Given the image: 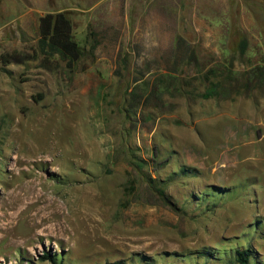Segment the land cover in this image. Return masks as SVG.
I'll list each match as a JSON object with an SVG mask.
<instances>
[{"label":"rangeland","instance_id":"374dc122","mask_svg":"<svg viewBox=\"0 0 264 264\" xmlns=\"http://www.w3.org/2000/svg\"><path fill=\"white\" fill-rule=\"evenodd\" d=\"M59 12L74 70L40 51ZM247 248L264 264V0H0V264Z\"/></svg>","mask_w":264,"mask_h":264},{"label":"trees","instance_id":"16d2710c","mask_svg":"<svg viewBox=\"0 0 264 264\" xmlns=\"http://www.w3.org/2000/svg\"><path fill=\"white\" fill-rule=\"evenodd\" d=\"M39 46L46 60L59 56L66 61L67 67L71 70L75 69L84 56L83 49L74 39L71 20L64 12L49 13L41 17ZM1 59L6 64L12 62L8 56H3ZM250 257V248L237 249V259L241 264H248ZM46 258L50 259L53 264H62L57 262L52 255L47 254ZM109 264L124 263L118 260Z\"/></svg>","mask_w":264,"mask_h":264}]
</instances>
